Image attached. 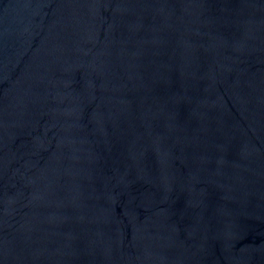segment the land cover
Segmentation results:
<instances>
[{"label":"water","instance_id":"95a60500","mask_svg":"<svg viewBox=\"0 0 264 264\" xmlns=\"http://www.w3.org/2000/svg\"><path fill=\"white\" fill-rule=\"evenodd\" d=\"M0 264H264V0H0Z\"/></svg>","mask_w":264,"mask_h":264}]
</instances>
